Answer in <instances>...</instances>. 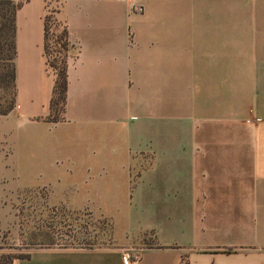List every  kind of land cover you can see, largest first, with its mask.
<instances>
[{
  "label": "crops",
  "instance_id": "1",
  "mask_svg": "<svg viewBox=\"0 0 264 264\" xmlns=\"http://www.w3.org/2000/svg\"><path fill=\"white\" fill-rule=\"evenodd\" d=\"M21 1L0 175L152 240L38 246L11 264H264V0ZM53 1L73 46L57 122Z\"/></svg>",
  "mask_w": 264,
  "mask_h": 264
},
{
  "label": "rangeland",
  "instance_id": "2",
  "mask_svg": "<svg viewBox=\"0 0 264 264\" xmlns=\"http://www.w3.org/2000/svg\"><path fill=\"white\" fill-rule=\"evenodd\" d=\"M57 7L58 3L53 1L48 7V16H56ZM11 64L8 62L0 68L7 70ZM49 71L53 73L51 69ZM13 93L10 82L0 89V103L11 102ZM4 115L0 114V118ZM5 146L0 140V152L7 151ZM135 176L136 173H132V181H135ZM44 231L53 232L54 245L60 247H105L133 242L149 244L152 240L149 235L129 237L118 227L116 217L104 215L96 208L77 209L70 202L53 200L46 187L15 184L0 175V255L15 258L37 245H47L39 243Z\"/></svg>",
  "mask_w": 264,
  "mask_h": 264
},
{
  "label": "trees",
  "instance_id": "3",
  "mask_svg": "<svg viewBox=\"0 0 264 264\" xmlns=\"http://www.w3.org/2000/svg\"><path fill=\"white\" fill-rule=\"evenodd\" d=\"M21 0H0V67L11 62V68L1 70L0 89L7 87L10 82L14 93L11 102L0 103V114H8L15 107V35H16V11L21 6ZM56 13V11L54 12ZM44 55L48 70L53 71L54 81L52 94L49 101V112L44 118L49 122H57L64 118L67 97V67L68 59L73 56V46L69 43L66 26L56 16H44ZM5 68V67H4ZM1 97V96H0ZM39 243L56 246L54 234L51 231L42 232ZM67 247V245H63ZM82 247V246H80ZM28 253L17 257H27ZM14 257L0 255V264H11Z\"/></svg>",
  "mask_w": 264,
  "mask_h": 264
},
{
  "label": "built area",
  "instance_id": "4",
  "mask_svg": "<svg viewBox=\"0 0 264 264\" xmlns=\"http://www.w3.org/2000/svg\"><path fill=\"white\" fill-rule=\"evenodd\" d=\"M129 2H135L136 0H128ZM139 10H141L140 7H138ZM138 260V254L133 255L131 258L130 255H125L124 256V262L125 264H132L133 262Z\"/></svg>",
  "mask_w": 264,
  "mask_h": 264
}]
</instances>
